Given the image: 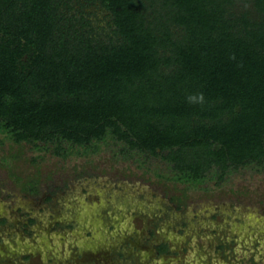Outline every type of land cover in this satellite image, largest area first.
I'll return each mask as SVG.
<instances>
[{
	"label": "trees",
	"instance_id": "obj_1",
	"mask_svg": "<svg viewBox=\"0 0 264 264\" xmlns=\"http://www.w3.org/2000/svg\"><path fill=\"white\" fill-rule=\"evenodd\" d=\"M72 1L0 0V127L16 142L64 154L111 132L218 184L264 164V0Z\"/></svg>",
	"mask_w": 264,
	"mask_h": 264
},
{
	"label": "rangeland",
	"instance_id": "obj_2",
	"mask_svg": "<svg viewBox=\"0 0 264 264\" xmlns=\"http://www.w3.org/2000/svg\"><path fill=\"white\" fill-rule=\"evenodd\" d=\"M72 3L80 14L87 0ZM84 15L109 31L96 4ZM64 145L0 127V264H264V164L218 184L216 170L195 181L111 132Z\"/></svg>",
	"mask_w": 264,
	"mask_h": 264
},
{
	"label": "clouds",
	"instance_id": "obj_3",
	"mask_svg": "<svg viewBox=\"0 0 264 264\" xmlns=\"http://www.w3.org/2000/svg\"><path fill=\"white\" fill-rule=\"evenodd\" d=\"M189 101L192 102V101H195L196 97L195 96H189ZM203 94L201 93L200 96H199V100L200 102L202 103L203 102Z\"/></svg>",
	"mask_w": 264,
	"mask_h": 264
}]
</instances>
